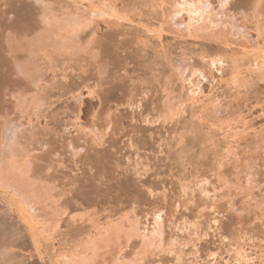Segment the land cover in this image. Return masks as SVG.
Here are the masks:
<instances>
[{
    "label": "rangeland",
    "instance_id": "rangeland-1",
    "mask_svg": "<svg viewBox=\"0 0 264 264\" xmlns=\"http://www.w3.org/2000/svg\"><path fill=\"white\" fill-rule=\"evenodd\" d=\"M199 1L0 0V157H30L32 173L53 182V199L68 209L57 218L53 199L49 207L33 205L51 232L35 245L1 191L0 264H52L55 253L78 260L84 246L77 232L93 231V222L104 224L111 214L131 218L94 264H239V246L264 264V72L235 62L243 47H264V0ZM91 3L125 17L90 18ZM25 12L41 26L57 17L90 19L79 40L58 38L65 50L51 56L50 49L48 60L35 55L42 87L32 88L34 96L16 70L31 57L36 36L19 37L10 27L29 23ZM18 79L30 88L12 91ZM129 89L138 104L128 101ZM191 90L209 99L206 110ZM14 125L17 143L7 138ZM134 215L136 234L163 233L157 249L138 256L143 237L128 238ZM56 218L59 231L50 223Z\"/></svg>",
    "mask_w": 264,
    "mask_h": 264
},
{
    "label": "bare ground",
    "instance_id": "bare-ground-1",
    "mask_svg": "<svg viewBox=\"0 0 264 264\" xmlns=\"http://www.w3.org/2000/svg\"><path fill=\"white\" fill-rule=\"evenodd\" d=\"M161 1V3H162V6L163 7H168V5H169V0H160ZM199 1V0H198ZM192 2H194V0H192ZM106 2H104V4L102 5V4H100V6H106V4L108 5V3H106ZM199 3H200V1H199ZM188 5V4H187ZM191 5L193 6V3L192 4H190V11L189 12H193V10H194V7L192 8L191 7ZM90 6V5H89ZM99 6V4L98 5H96V4H94V3H91V8H92V10H91V12H90V18L93 16V15H97L98 17L99 16H102V15H109L110 17H114L117 21L119 20H122L125 16H120L119 15V13L117 12V10H115L114 8H111V6H110V8H111V10H112V13H110L108 10H106L104 7H100ZM182 6V5H181ZM106 8H108L109 9V7H106ZM195 8L197 9V12L195 13L196 15H198V14H203V10H202V13H201V10L198 8V7H196L195 6ZM25 11V10H24ZM21 12V14H23L22 13V11H20ZM195 12V11H194ZM29 13V12H28ZM25 14H26V12H25ZM76 14V13H75ZM78 14V13H77ZM71 15V14H70ZM74 14H72V16H73ZM17 16H20V18H22V19H24V14L23 15H20V13L17 15ZM22 16V17H21ZM28 16V17H27ZM32 16V15H31ZM75 16V15H74ZM202 16V15H201ZM54 17V16H53ZM76 17V18H75ZM74 18H72V20L71 19H67L68 20V22L69 23H63V22H58V21H61V19H59L58 17V21H55V22H57V23H55L54 22V20L55 19H57V18H55V19H53V21L52 22H54V23H52V22H50V20H44L45 21V23H43V25L41 26L40 24H38V22H36L35 20L36 19H34L33 17H30L28 14H26V16H25V18H26V20H27V18H30V19H28L29 21V23H24L23 25L20 23V25L18 26V25H11L10 24V27H11V29L13 30V29H15L14 31H12V32H18V35H20L19 37H24V36H32V35H34L35 34V36H36V39H34V41L33 42H31L32 44H30V46L28 45V48H30V49H28V51L30 52V53H32L31 54V57H34V58H31L30 57V55L29 56H26V58L24 57V59H26V60H23V62H21V64L22 65H20L19 66V71L18 70H16L17 72H21V74L22 75H24V76H27L26 77V79H28V84L30 85H32V87H31V89H29L30 88V86L29 85H27L26 83H25V81L24 80H22V81H20L19 79V81L17 80H15V84H14V86L12 87V91L14 90H18V89H24V84L25 85H27L29 88V90H31L30 92H31V94L33 93L32 91H34V90H36V89H32V88H38L39 86L40 87H42L40 84V82H42L41 81V71H40V69H39V67L40 66H38V63H37V60H36V58L38 57H35V55H37L38 53H42L43 54V56H44V58H46L47 56H48V59H50L49 57V53H48V51L51 49L52 50V54H50L51 56L53 55V52L54 51H56L57 52V50L56 49H58V50H61V49H63L66 45L64 44V42L62 43L61 41H58V38L60 39L61 38V40H63V41H65L64 40V35L65 36H67L68 34V36H70V38L73 36H77V34H78V32L80 31L81 32V30L83 29V27H84V25H85V27L87 26V23H86V20L88 19V20H90L89 18H86V17H83L82 15L81 16H79V15H76ZM21 19V20H22ZM34 19V21L32 22V20ZM20 20V22H22ZM25 20V19H24ZM71 20V21H70ZM31 21V22H30ZM27 22V21H26ZM35 22V23H34ZM52 23V24H51ZM13 24V23H12ZM44 26V27H43ZM9 27V26H8ZM7 27V28H8ZM16 27H18L17 29H16ZM9 29V28H8ZM10 29V30H11ZM159 30V31H158ZM157 31L158 32H160V28L158 29ZM16 32V33H17ZM79 32V33H80ZM64 34V35H63ZM67 34V35H66ZM71 34V35H70ZM62 35H63V38H62ZM79 35V34H78ZM76 36H75V38H76ZM57 38V39H56ZM79 37H77L76 39L77 40H79L78 39ZM72 39V38H71ZM75 40V39H74ZM71 41H73V40H71ZM76 42V41H75ZM66 44L67 43H69V42H65ZM77 43V42H76ZM71 44V43H70ZM73 44V45H72ZM71 45V47H70V49L73 47H76V45H75V43H72ZM79 44V43H78ZM77 44V45H78ZM68 45V44H67ZM80 46V45H79ZM69 47V46H68ZM13 48L14 47H12V51H13ZM66 48H67V46H66ZM78 47H76V48H74V49H77ZM14 49H16V48H14ZM74 49H72L73 51H74ZM79 49V48H78ZM129 49V48H128ZM63 50H65V49H63ZM75 51H77V50H75ZM28 52V54H30ZM59 52V51H58ZM136 52L137 53H139L137 50H136ZM60 53V52H59ZM241 53L242 54H240L243 58L241 59V58H239V59H236L235 60V62H239V64H237L238 66V68H242V66L243 65H248V63L251 61L252 62V65H251V63L249 64V66L251 65V67L250 68H252V69H258L261 73H263L264 72V47H263V45H261V44H256L254 47L252 46H250V47H243L242 48V50H241ZM133 54V53H132ZM32 55H34V56H32ZM39 55V54H38ZM138 55V54H137ZM40 56V55H39ZM133 56V55H132ZM240 56V57H241ZM27 57H29V58H27ZM28 59V60H27ZM47 59V58H46ZM45 59V60H46ZM47 59V60H48ZM135 60L137 59L136 57L134 58ZM16 60V59H15ZM127 60H128V58L126 59V62H127ZM218 60V58H216L215 59V57L212 59V62L211 63H215L216 61ZM16 61H18V59L16 60ZM20 61V60H19ZM26 61V62H25ZM243 62V63H242ZM15 63V62H14ZM129 64V63H128ZM128 64H126V65H128ZM10 65H12L11 63H10ZM236 67V68H237ZM254 67V68H253ZM12 68H13V65H12ZM235 68V69H236ZM238 68H237V70H238ZM246 68V67H245ZM249 68V67H248ZM248 68H247V70H248ZM124 68L122 67V70H123ZM243 69V68H242ZM256 69V70H257ZM13 69H11V66H10V70L9 71H12ZM240 70V69H239ZM238 70V71H239ZM251 70V69H250ZM236 72L237 73V75L239 76H241V70H240V72ZM246 71V70H245ZM253 71V70H252ZM12 72H14V70L12 71ZM12 72L10 73V75L12 76ZM125 72V71H124ZM243 72V71H242ZM117 73V72H116ZM259 73V72H258ZM236 75V74H235ZM14 76V75H13ZM12 76V77H13ZM16 76V75H15ZM264 76V75H263ZM263 76H261V77H263ZM237 77V76H236ZM237 78H239V77H237ZM27 86H25V90L27 91L28 89H26L27 88ZM36 86V87H35ZM23 87V88H22ZM129 88V87H128ZM43 89H44V86H43ZM16 90V91H17ZM25 90H23L22 92H24L25 93ZM20 91V90H19ZM18 91V92H19ZM29 91H28V93H30ZM129 92V93H128ZM135 92V91H134ZM191 92V100H193L192 102L193 103H195V105L196 104H199V105H197V106H199V107H201V108H199V109H207V107H209V99H207V98H202V97H199L201 94L200 93H194L192 90L190 91ZM20 94H21V92H19ZM27 93V92H26ZM25 93V94H26ZM96 93V92H95ZM127 95H129V96H126V97H129V102L131 103V104H134L135 102V105L136 104H138L137 103V100L135 101V96L136 95H134L135 93H133V89L132 90H130L129 89V91H127ZM146 93V92H145ZM144 93V94H145ZM148 93V92H147ZM19 94V95H20ZM25 94H21L20 96H22L23 95V97L24 98H26L27 96L25 95ZM97 94V93H96ZM25 95V96H24ZM33 95V94H32ZM126 95V94H125ZM146 95V94H145ZM34 96V95H33ZM21 98V97H20ZM18 99V101L20 100L21 102H22V104H24V100H22V99ZM32 98V97H31ZM35 99H36V96H35ZM37 99H39V98H37ZM33 100H34V98H33ZM33 100L31 101V103L33 102ZM26 101V100H25ZM35 101V100H34ZM39 101V100H38ZM38 101H36V102H33V104L34 103H37V104H39L38 103ZM41 101V100H40ZM39 101V102H40ZM127 101V102H128ZM135 101V102H134ZM42 104H41V106L43 105V102H45V101H43V99H42ZM40 102V103H41ZM134 102V103H133ZM30 103V104H31ZM130 104V105H131ZM19 105H21V104H19ZM19 105H17V107L18 108H20V107H22V106H19ZM35 105V104H34ZM39 106V105H38ZM138 106V105H137ZM167 105H165L164 107H166ZM16 107V106H15ZM27 107V106H26ZM168 107H171V106H168ZM23 108H25V107H23ZM21 109V108H20ZM25 109H27V108H25ZM165 109V108H164ZM168 109H171V108H168ZM168 109H167V114H169L168 113ZM173 109V108H172ZM35 110H36V107H35ZM204 110V111H205ZM22 111V110H21ZM163 110H161V112H162ZM201 111V110H200ZM169 112H170V110H169ZM175 112V111H174ZM201 112H203V111H201ZM206 112V111H205ZM33 113V112H32ZM163 113H165V112H162V113H159L160 114V116H159V119H160V117L161 118H163L164 116H163ZM170 113H172V112H170ZM167 114H164L166 117L167 116H170V115H167ZM175 114H176V112H175ZM175 114H172V115H175ZM165 117V118H166ZM164 118V119H165ZM168 119H169V117H167ZM166 120V119H165ZM109 124V123H108ZM15 126V127H14ZM11 129H9V131H10V135H8V139L9 140H11L12 142H13V140H15V138H17L18 136H16L18 133H16V129L15 128H17L18 126H20V125H14ZM108 126V125H107ZM106 126V127H107ZM13 128H14V130H13ZM102 135H101V139H102V141L104 142V140H105V137L107 136L106 135V132H105V129H104V131L101 133ZM113 136H114V134H112ZM12 138H13V140H12ZM7 139V140H8ZM16 141V140H15ZM14 141V142H15ZM98 140H95L94 142V144H96L97 143V145L99 146V145H102L103 143H102V141H101V143L102 144H100L99 142H97ZM130 141V140H129ZM10 142V141H9ZM44 142V141H43ZM7 143V142H6ZM16 143H17V141H16ZM15 143V144H16ZM45 143V142H44ZM105 143V142H104ZM13 144V143H12ZM106 144V143H105ZM10 145V144H9ZM5 147H6V145H4ZM11 146V145H10ZM13 146V145H12ZM14 147V146H13ZM13 147H11L12 149H13V151L15 150H17L15 147H17V146H15L14 148ZM41 147H42V145H41ZM11 149V150H12ZM76 150V152L74 153V155L75 154H77V152H78V150L77 149H75ZM12 153V152H11ZM18 153H20V156H21V151L20 152H18ZM14 154H16V157H14L15 155ZM24 154V153H23ZM9 155H11V154H9ZM26 155V154H25ZM6 156V155H5ZM4 156V157H5ZM8 156V155H7ZM17 156H19V154H17V153H13L12 155H11V157L9 158H7V159H9V160H7L6 162H5V160H3L4 159V157H3V159L0 157V192L2 191L3 193L2 194H4V196L5 197H7L8 198V200H10V202L13 204L12 206H11V208L13 207L14 209H16V211L18 212V216H20V218L23 220V222H24V224L27 226V228H28V230H29V232H30V234H31V238H32V240H33V242L35 243V245L39 242V240H44L45 242H48L49 241V237H51L50 235V233H49V231H47V228H48V226L46 227V225H47V219H44V220H42V218L40 217V216H37L35 213H34V211H36V209L34 210L33 208V205L34 206H36V204L37 205H40V203L43 205V201L45 202L44 203V205H45V207H46V205L49 207V203H47V201L48 202H51V204L53 203V202H55V203H53V205L54 204H56L55 205V208L56 209H54L53 210V208L51 209L52 211H54V215L57 217H61V215L63 216V215H65L66 214V212L68 211V209H66V207L64 208H62V206L61 205H58L57 203V201L59 200H56V199H53L54 197H53V195L51 194L53 191L52 190H54V188L56 189L57 187L56 186H54L52 183H49L50 182V180H49V182L48 181H46L45 179H43V178H41L40 176H38L37 174L38 173H36V172H34V173H32V170H31V165L29 164V160H31V158L30 157H28V156H25L24 158L22 157V161L20 162V156L18 157V159H17ZM6 158V157H5ZM29 158V159H28ZM19 160V161H17V160ZM87 165L86 166H91L90 164H92L91 163V161L90 160H88L87 159V163H86ZM47 168V167H46ZM49 168V167H48ZM91 168V169H90ZM89 169V171H91L92 170V166L90 167ZM30 173H32V174H30ZM31 175V176H30ZM48 176V175H47ZM33 177V178H32ZM48 177H50V176H48ZM100 177H102V175L100 174L99 175V178ZM226 178V177H225ZM224 181V180H223ZM229 183V182H228ZM226 185V184H225ZM229 185V184H228ZM67 187V186H66ZM66 187H63V188H66ZM63 191H66L65 189L63 190ZM202 192L203 193H205L206 192V190L205 189H202ZM62 193V192H61ZM65 193V192H64ZM207 193V192H206ZM62 195V194H61ZM53 199V202L51 201ZM50 200V201H49ZM56 200V201H55ZM57 202V203H56ZM35 203V204H34ZM47 203V204H46ZM58 205V206H57ZM133 205V204H132ZM61 206V207H60ZM47 207V208H48ZM50 209V208H49ZM132 209H133V207H132ZM34 210V211H33ZM40 210V209H39ZM15 211V212H16ZM160 211V210H159ZM37 212V211H36ZM51 214V213H50ZM60 214V215H59ZM52 215V217L54 216L53 214H51ZM117 215V214H116ZM116 215L115 216H113L112 214H111V216L110 217H108L107 218V221H105L104 222V224L102 223H96V225L94 224V222H93V224H92V228H93V231H89V233L87 232L86 234H85V232L83 233V232H77V234H79V236H82V238H81V241H80V243H79V247L80 246H84V251L81 253H78V257H76V258H78V260H75L74 258H75V256H72V257H74V258H72V257H70L69 255H65V254H61V253H55L54 255H53V260H52V264H94V262H96L97 261V259L96 258H98L99 256H98V254H99V252L101 251V249H103L104 247H106V246H109L108 244H109V242L111 243L112 242V240L111 239H115V238H119V236L120 235H122L123 233L122 232H124V230H126V228H125V225H124V220H130V216L128 215V214H124V215H122V216H119V217H116ZM54 216V217H55ZM57 217V218H58ZM130 217V218H129ZM45 218V217H44ZM54 219L55 221H53V220H51L50 221V223H52L53 222V228H55L54 230L55 231H59V224H60V222H61V219ZM77 218V216H72V220L74 221V222H76L75 220H77L76 219ZM134 218L135 219H133V220H135L134 222H129V221H127V222H129L128 224L130 225V223H131V226H130V229H129V232H128V238H129V240L130 239H132V237H133V235L135 236V231L136 232H138L139 230H138V225H139V223H137L138 221V218H137V216H135L134 215ZM79 220H82V217L81 218H79ZM100 222V221H99ZM126 222V221H125ZM126 224V223H125ZM48 225H50V224H48ZM51 227V226H50ZM53 228H51V229H53ZM161 228V227H160ZM160 228H153V229H151V230H147L145 233H144V235L142 236L141 234H136L137 236H142L143 237V239H142V241H141V243H140V250L139 251H137L135 254H137V256L138 255H143V254H145V253H148V252H151L152 250H154V249H157L158 248V246H160V244H162V242H163V240H162V231H161V229ZM93 232V233H92ZM130 233V234H129ZM50 234V235H49ZM132 234V235H131ZM47 235H48V237H47ZM118 240V239H117ZM40 242H43V241H40ZM11 243V242H10ZM8 245V244H7ZM12 245V244H11ZM7 248H9V247H11L10 245L9 246H6ZM40 251V250H39ZM236 254H237V259H236V261L239 263V264H255V257H253V255L251 254V252H249V250H247L246 248H245V246H239V248L237 249V252H236ZM84 255V256H83ZM3 257V256H2ZM69 257L70 258H72V259H70V260H68L69 259ZM4 258V257H3ZM63 259V260H62ZM96 259V260H95ZM4 260V259H3ZM5 261V260H4ZM78 261V262H77ZM124 264H127V263H124Z\"/></svg>",
    "mask_w": 264,
    "mask_h": 264
}]
</instances>
